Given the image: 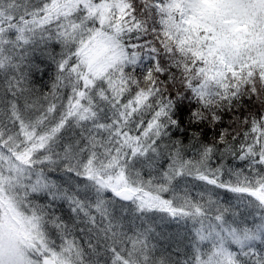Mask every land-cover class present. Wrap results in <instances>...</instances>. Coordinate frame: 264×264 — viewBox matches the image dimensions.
Masks as SVG:
<instances>
[{
  "label": "snow or ice",
  "instance_id": "obj_1",
  "mask_svg": "<svg viewBox=\"0 0 264 264\" xmlns=\"http://www.w3.org/2000/svg\"><path fill=\"white\" fill-rule=\"evenodd\" d=\"M37 3L0 0V74H14L6 80L13 99L0 111V264H86L71 233L34 201L43 192L55 195L46 172L61 160L97 192L111 191L140 211L159 210L198 224L193 255L185 264H264V212L256 228L235 221L234 227L226 223L224 210L213 212L210 197L207 203L163 198L172 179L191 175L212 188L250 197V206L264 209V171L258 170L264 169V0ZM37 37L62 45L57 81L42 98L25 89L21 72L27 47ZM173 91L195 101L196 121L216 124L221 113H237L221 129L219 142L229 154L249 161L250 174L223 181L219 169L208 168L212 147L196 160L184 159L179 148L170 152L158 182L129 174L128 158L154 152L155 141L175 123ZM244 101L259 106V114L246 110ZM104 108L107 122L101 117ZM69 125L88 135L83 146L65 144L60 151ZM63 195L89 223L95 224L97 215L108 221L103 200L93 205ZM18 204L31 215L20 214ZM49 226L57 230L59 245L49 238ZM118 229L110 221L102 229L111 264H154L142 233L128 236ZM18 242L32 249V259Z\"/></svg>",
  "mask_w": 264,
  "mask_h": 264
},
{
  "label": "trees",
  "instance_id": "obj_2",
  "mask_svg": "<svg viewBox=\"0 0 264 264\" xmlns=\"http://www.w3.org/2000/svg\"><path fill=\"white\" fill-rule=\"evenodd\" d=\"M34 6H39L37 0H30ZM62 45L52 39L41 40L39 37L27 47L25 58L21 63V72L25 89L36 97L42 98L52 91L57 81V61L61 58ZM147 66V65H145ZM139 76L140 69L136 70ZM13 73L0 74V111L7 107L6 102L13 99L7 91L6 80ZM68 89H63L61 95H67ZM173 107L170 112L174 124H169L164 134L155 141L154 152L145 156L129 157L126 168L129 174L135 178L139 176L143 182L150 180L159 181L169 166V153L181 150V155L186 160H196L205 147L214 148L211 159L207 162L211 170H220L221 179L231 182L235 179V173L250 174V164L247 160H241L238 156L229 154L224 150V145L219 142L220 131L227 128L233 115L237 113L223 112L220 114V122L210 123L208 120L196 121L193 113L197 110L194 100L186 99L188 93L181 92L177 96L176 91L171 93ZM18 103L22 102L18 101ZM245 109L259 114V106L251 101H244ZM103 107V106H101ZM244 111V114L246 113ZM107 108L101 113L104 122L109 116ZM88 135L86 130L69 125L60 140V151L63 145L83 146L84 137ZM264 171V169H258ZM47 179L54 185L55 195L50 196V201L41 200L42 206L48 217L56 218L75 239L83 251L86 264H111L112 253L108 250L109 241L102 232L104 224L108 221L119 225V231L131 236L143 231L148 245V255L152 262L164 261L165 264H185L193 255L195 228L199 227L191 219L181 221L180 217H173L162 225L160 220H155L153 215L142 211L138 216L132 214L133 202L118 199L111 191L97 192L88 182L74 171L67 169V162L61 160L46 172ZM64 193L74 194L83 202L95 205L97 199L105 202L108 221L99 215L95 224L89 223L83 215H76L69 201L64 198ZM181 200L187 197L193 201L207 203L208 198L214 202L213 212L216 208L224 210L226 223L239 224L241 227L256 228L259 225V217L264 209L249 205L250 197L233 193L224 188H212L196 180L191 175L177 176L168 185V191L163 198L173 200L174 197ZM118 207V208H116ZM123 211L127 215L123 214ZM132 215V216H131ZM134 217L142 220L136 222ZM138 223V224H137ZM157 224V225H156ZM235 224L233 226L235 227ZM48 236L56 244H60V236L54 227H48ZM206 247V245H201ZM259 250V241L256 242ZM230 251L236 252L237 248L231 245Z\"/></svg>",
  "mask_w": 264,
  "mask_h": 264
},
{
  "label": "rangeland",
  "instance_id": "obj_3",
  "mask_svg": "<svg viewBox=\"0 0 264 264\" xmlns=\"http://www.w3.org/2000/svg\"><path fill=\"white\" fill-rule=\"evenodd\" d=\"M166 199V198H165ZM41 200H47V201H50V195L47 193V192H43V193H41V194H39V195H37V196H35L34 197V201L38 204ZM168 200V199H167ZM133 208L134 209H132V214L134 215V216H138L139 214H140V212H142V211H140V210H138V206H137V204H134L133 203ZM116 208H118V207H116ZM145 212H148L150 215H153L154 217H155V220H160L159 222H158V224H160V225H162L163 223H165V222H169V221H171L172 219H173V216H170V215H168L167 213H165V212H162V211H159V210H150V211H145ZM123 214L124 215H127V213L126 212H124L123 211ZM132 216V215H131ZM176 217H179V216H176ZM181 218V217H180ZM134 219L136 220V222H139V220L140 219H138L137 217H134ZM182 220L181 221H185V220H187L188 218L187 217H185V218H181ZM142 220H140V222H141ZM138 224V223H137ZM157 225V224H156ZM138 233H142L143 234V231H139ZM145 237V236H144ZM110 261H112V257H111V259H110Z\"/></svg>",
  "mask_w": 264,
  "mask_h": 264
},
{
  "label": "clouds",
  "instance_id": "obj_4",
  "mask_svg": "<svg viewBox=\"0 0 264 264\" xmlns=\"http://www.w3.org/2000/svg\"><path fill=\"white\" fill-rule=\"evenodd\" d=\"M17 211L22 214L23 216H30L31 213L28 210H25V208L21 205H17ZM20 250L24 253V256L27 260L32 259V249L24 242H18L17 245Z\"/></svg>",
  "mask_w": 264,
  "mask_h": 264
},
{
  "label": "water",
  "instance_id": "obj_5",
  "mask_svg": "<svg viewBox=\"0 0 264 264\" xmlns=\"http://www.w3.org/2000/svg\"><path fill=\"white\" fill-rule=\"evenodd\" d=\"M118 199H120L119 197H117ZM121 200V199H120Z\"/></svg>",
  "mask_w": 264,
  "mask_h": 264
}]
</instances>
